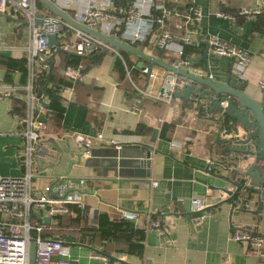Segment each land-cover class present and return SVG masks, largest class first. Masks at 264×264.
<instances>
[{
    "label": "crops",
    "instance_id": "crops-1",
    "mask_svg": "<svg viewBox=\"0 0 264 264\" xmlns=\"http://www.w3.org/2000/svg\"><path fill=\"white\" fill-rule=\"evenodd\" d=\"M178 3L180 9L195 5L201 11L190 42L183 40L182 19L169 18L163 28L180 44L196 47L188 57L191 66L202 73L208 69L209 76L217 81H224L231 73V58L213 54L208 48L204 58L205 46L196 40L197 36L204 42L213 35L245 50L248 62L237 78L245 94L260 100L264 96V91L257 87V82L264 80V57L259 55L264 45V11L245 17L238 15L237 10L264 6V0H179ZM216 12L230 14L232 18ZM21 30H24L22 24L18 26L0 15V55L13 57L9 46H19L26 40L27 31ZM152 40L153 34L147 44L138 48L163 60L173 59L171 54H162L149 44ZM82 58L80 66L84 70L80 80L72 85V101L63 104L60 117L53 114L47 117V134L41 137L39 151L30 167V186L32 194H36L45 184L66 178L80 192L84 211L79 219H74L78 208L71 206V214L44 221L51 228L44 229L43 235L60 238L75 264H93L91 250L110 258L122 256L124 264H264V246L258 255L250 256L245 253L244 242L232 239L238 230L264 236V220L255 225L252 216L238 212L237 206L232 207L228 196L218 189L222 183L217 175L226 170L221 163L225 157L220 154V146L213 142L217 124L197 118L189 101L182 98L172 97L168 105L147 97H140L137 102L128 81L117 84L113 70L116 58L111 52L90 53ZM138 60L140 57L129 53L125 60L130 64L129 71L132 64L139 70ZM147 63L143 60V64ZM133 74L130 78L134 83H144L139 71ZM0 81L20 83L15 72H10L5 80L1 65ZM157 84L158 79L148 82L152 88ZM133 105L139 109L133 110ZM138 125L142 126L140 133L134 131ZM20 129L17 118L10 112V103L0 99L2 176H18L23 172L18 159L22 147ZM223 130L224 126L222 134ZM74 132L93 140L95 132H100L119 147L113 156L110 152L83 153L73 139ZM136 144L148 146V159L142 158L145 150ZM208 159L213 161L210 169H207ZM151 181L156 184L152 186ZM226 187L231 190L230 186ZM192 197L206 199L207 207L199 212L192 210L189 203ZM248 203L250 209L254 208L250 199ZM122 210L135 212L141 222H144L143 213L149 212L165 228L162 233L154 228L144 232L139 255L125 253L122 241L101 240L94 231L101 215L110 221L126 219L120 214ZM33 251L30 242L29 263L33 262Z\"/></svg>",
    "mask_w": 264,
    "mask_h": 264
},
{
    "label": "built area",
    "instance_id": "built-area-1",
    "mask_svg": "<svg viewBox=\"0 0 264 264\" xmlns=\"http://www.w3.org/2000/svg\"><path fill=\"white\" fill-rule=\"evenodd\" d=\"M56 7L63 10L74 22L85 26L89 30H98L101 34L111 35L113 39L134 47L147 44L149 36L153 34L152 44L161 53H169L172 60H164L171 66L186 69L195 74H202L191 66L188 58H182V46L173 39L170 32L163 29L169 18L183 20L185 32L184 42L193 40V26L201 17L200 9L190 5L185 9L179 8V0H49ZM38 6V8H37ZM264 11V6H247L237 10V14L245 17ZM37 13L41 14L40 24L37 23ZM219 16L232 18L224 12H216ZM0 15L8 17L16 25H25L27 36L25 42L9 46L12 56L25 57L26 77L24 83L0 81V99L10 103L12 98L20 99L24 104L23 114L17 118L21 125L19 135L22 138V147L18 159L23 166V172L18 176L0 175V264H75L68 257L67 247L57 237L43 235L44 229L51 228L43 218L69 215L70 206L83 207L81 194L73 189L71 181L58 178L52 184H45L36 194H32L30 186V167L39 151L40 139L47 134V117L49 110L47 98L33 92V74L40 68L47 69L48 56L51 49L46 46V35L55 36L59 51L86 56L91 52H111L119 59L124 74L131 88L137 96L147 97L153 101L170 104L172 93L187 83L186 79L167 71L157 65L142 64L139 73L144 83L138 85L130 78L129 68L115 47L91 32L77 28L61 16L53 13L39 0H0ZM156 31V32H155ZM208 49L213 54L231 58V72L236 76L248 62L245 50L235 48L216 36L206 37ZM264 57V45L259 50ZM36 62V66L34 63ZM18 74L17 72H15ZM61 77L69 83L60 89L59 96L66 104L73 99V84L80 80L82 72L79 67L66 66L59 71ZM158 79L156 87L152 88L148 82ZM257 87L264 91V80L257 82ZM133 110H138L136 105ZM73 139L83 153H88L94 144L112 145L119 147L113 140L103 138L100 132H95L94 140L81 134L73 133ZM213 161L207 160V169ZM152 186L156 184L151 181ZM190 206L194 211H203L208 203L200 197L190 198ZM239 207L250 209L248 201H242ZM121 216L129 219L135 226L141 227L144 232L154 228L162 233L164 229L149 212H144V222L137 214L130 210H122ZM235 241L245 243V253L256 256L264 246V236L252 231H240L232 235ZM34 245V259L28 261V245ZM89 256L95 260L93 264H124L122 256L110 258L99 251L91 250Z\"/></svg>",
    "mask_w": 264,
    "mask_h": 264
},
{
    "label": "water",
    "instance_id": "water-1",
    "mask_svg": "<svg viewBox=\"0 0 264 264\" xmlns=\"http://www.w3.org/2000/svg\"><path fill=\"white\" fill-rule=\"evenodd\" d=\"M39 1L71 25L91 32L107 41L116 50H125L140 57V60L136 62L138 68L145 60L149 65H157L186 79L187 83L174 90L172 95L189 101L197 118L217 124V133L213 142L220 146V154L225 157L224 163H221L226 170L224 174L217 175L222 183L218 189L228 196L232 207L237 206L238 212L252 216L255 225L264 220V96L260 100H255L245 94L241 88V82L232 72L227 75L224 81H217L209 76L208 69H205L202 74H195L186 69L175 68L161 59L160 56L147 54L138 47L113 39L111 35L101 34L98 30H89L74 22L63 10L49 0ZM37 16V23L40 24L41 14L37 13ZM196 40L204 44L203 57L205 58L208 48L207 42L199 40L198 36ZM46 46L49 49L53 46V51L48 56L51 59L59 51L53 34L46 35ZM159 51L162 50L159 49ZM191 60L195 61V58ZM226 117L230 118L231 127L229 130H223L222 134ZM136 146L145 150L142 158L148 159L150 156L148 146L145 144H136ZM113 148L100 145L90 148L89 154L110 152L113 156L115 149L117 150L116 147ZM226 185L230 186L231 190ZM249 199L254 208L239 207L238 201H249ZM43 220L48 222L49 218L44 217Z\"/></svg>",
    "mask_w": 264,
    "mask_h": 264
},
{
    "label": "trees",
    "instance_id": "trees-1",
    "mask_svg": "<svg viewBox=\"0 0 264 264\" xmlns=\"http://www.w3.org/2000/svg\"><path fill=\"white\" fill-rule=\"evenodd\" d=\"M181 46L182 58H188L193 51H196V47L194 45L182 43ZM100 53L101 51L96 52L97 55H100ZM119 53L124 56L123 58H125V60H128L129 53L123 50H120ZM82 57L83 56L81 55L66 54L63 51H58L52 56L51 59H48L49 66L47 69L40 68L39 70L34 72L33 92L35 96L42 94L47 98L49 115L53 114L56 117H60L64 109V105L62 103L61 97L59 96V92L63 86H68L69 83L61 77L59 71L66 66H71L79 67L80 71L83 72L84 69H82L80 66V61L83 59ZM93 60H96V58H94ZM25 62L26 61L24 56L20 58H13L0 55V65L5 69V80H8L10 72H17L19 82L24 83L26 77ZM128 65L130 64H127V66ZM113 70L116 72L117 84L123 85L125 84V81L127 83L128 80L125 77L124 68L120 60L117 58L114 61ZM137 71L139 70L135 67V65L132 64L130 74H133ZM134 75L135 74H133V76ZM10 112L16 118L20 117L24 112L23 102L20 99L12 98L10 100ZM229 121L231 120L228 117L224 119V128L226 130H229V128L231 127ZM141 127V125H138L134 131L140 133ZM83 211V208L78 207L74 219H79L82 216ZM150 217L152 218L153 216L150 215ZM94 231L101 240L122 241L124 243L123 251L127 254L139 255L142 251V239L144 230L140 227H136L132 221L126 219L110 221L106 218L105 215H101L98 218L97 225Z\"/></svg>",
    "mask_w": 264,
    "mask_h": 264
},
{
    "label": "rangeland",
    "instance_id": "rangeland-1",
    "mask_svg": "<svg viewBox=\"0 0 264 264\" xmlns=\"http://www.w3.org/2000/svg\"><path fill=\"white\" fill-rule=\"evenodd\" d=\"M37 8H38V6H37ZM22 27L24 28V30H21L22 32H23V31L25 32V30L27 31V28H26L25 25H22ZM34 65L36 66V62L34 63Z\"/></svg>",
    "mask_w": 264,
    "mask_h": 264
}]
</instances>
